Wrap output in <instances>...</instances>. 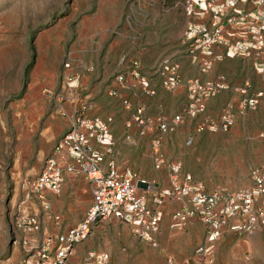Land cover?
<instances>
[{"label":"rangeland","instance_id":"374dc122","mask_svg":"<svg viewBox=\"0 0 264 264\" xmlns=\"http://www.w3.org/2000/svg\"><path fill=\"white\" fill-rule=\"evenodd\" d=\"M182 2L0 0V264H35L44 236L63 233L82 218L83 212L65 210L45 191L51 205L43 211L25 186L39 174L80 102L90 103L87 117L110 120L115 145L105 160L119 174L130 172L161 189L168 184L166 170L151 163L154 128L138 136L130 120L140 110L144 121L179 116L178 124L168 125L160 153L206 192L246 190L253 173L264 176V55H189ZM66 60L74 77L70 90L63 84ZM165 61L177 65L173 74L162 75ZM132 62L146 88L130 77ZM174 76L176 85L164 89L163 81ZM259 93L254 108L240 113L239 103ZM225 114L231 126L222 131L217 126ZM163 208L175 210L171 202ZM25 215L38 218L39 232H25ZM166 225L165 220L151 246L129 225L97 224L66 264H82L89 252L106 253L109 264H196L192 255L202 227L169 234ZM212 255L213 264H264V226L223 229Z\"/></svg>","mask_w":264,"mask_h":264},{"label":"built area","instance_id":"2783aa9c","mask_svg":"<svg viewBox=\"0 0 264 264\" xmlns=\"http://www.w3.org/2000/svg\"><path fill=\"white\" fill-rule=\"evenodd\" d=\"M162 1L164 4L165 0ZM181 9L189 21L183 36L189 55L209 56L214 50L227 57L264 55V0H183ZM62 67L65 70L64 87L70 90L75 86L73 75L68 73L67 60ZM136 68V62H132L130 77L139 80L146 88ZM176 69L177 65L172 61H165L162 75L173 74ZM123 81L121 75L115 77L117 84ZM175 85V76L168 77L162 84L166 90ZM115 94L111 91L109 96ZM260 95L241 101L239 112L254 108ZM89 105L88 102H80L74 109L68 129L56 141L39 174L25 184L45 212L50 209L51 199L46 198L43 192L57 195L64 173L81 176L90 196V204L76 225L63 233L42 238L36 248L35 264H66L74 247L86 240L97 224L110 221L129 225L136 237L155 246V238L161 233L162 209L168 202L177 204L169 217L167 227L170 233H181L192 219L203 228L204 238L192 255L196 264H213V247L223 229L248 232L255 226H264L263 175L253 173L252 186L246 190L230 194L206 192L190 175L181 173L178 165L166 164L160 153V144L168 125L175 126L180 122L179 116L169 122L165 118L144 121L138 115L140 110H136L131 118L137 126L138 136L154 128L150 144L151 163L155 170L165 169L167 173V187L161 189L154 182L137 178L130 172L119 174L113 161L105 160L115 145L109 128L110 120L87 117ZM125 107H128L126 103ZM230 126L231 120L225 114L217 128L225 131ZM22 222L25 232L40 231L36 216L25 215ZM82 264H109L108 255L89 252Z\"/></svg>","mask_w":264,"mask_h":264},{"label":"crops","instance_id":"0c3cea01","mask_svg":"<svg viewBox=\"0 0 264 264\" xmlns=\"http://www.w3.org/2000/svg\"><path fill=\"white\" fill-rule=\"evenodd\" d=\"M181 64H182V66H185L184 62H181ZM130 120H131V118H130ZM130 120L125 121L124 125H125L126 128L129 127ZM127 131H128L127 135H129V131L130 130H127ZM126 138H128V137H126ZM65 175H72V177H69L68 179L64 180V176ZM76 177H78V179ZM56 196H57L56 197V199H57L56 203L61 204L62 208L64 207L65 210H67V211L72 210L74 212L78 211V213H82L83 212V215L86 212V210H87V208H88V206L90 204V196H89V193H88L87 185L85 184L83 178L81 176H79V175L64 173L63 176H62L60 192ZM174 206L176 208L177 204H174ZM162 212H163V217H165V218L164 219L162 218L161 225L166 220V222H167L166 227H167L168 226V222H169V217H170L172 212H170V214L167 211H166V213H164V208L162 209ZM83 215H82V217H83ZM196 224H199L196 220H194V219L190 220L188 222V224L186 225V227L184 228V230L182 231V233L183 232H190L191 229L194 230V225H196ZM166 229H167V233L170 234V232L168 230V227ZM202 231H203V228H202ZM203 238H204V231H203L202 240H203ZM75 247H74V249H75Z\"/></svg>","mask_w":264,"mask_h":264}]
</instances>
